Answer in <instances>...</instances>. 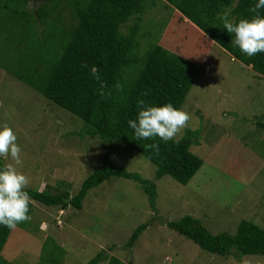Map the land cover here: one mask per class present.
Masks as SVG:
<instances>
[{
  "label": "rangeland",
  "instance_id": "rangeland-1",
  "mask_svg": "<svg viewBox=\"0 0 264 264\" xmlns=\"http://www.w3.org/2000/svg\"><path fill=\"white\" fill-rule=\"evenodd\" d=\"M30 3L31 8L41 4L40 0ZM146 9L143 40L156 38L179 53L200 49L185 38L184 23L163 0L146 4ZM4 37L1 32L0 40H5L0 43L1 62H6L7 48L13 47ZM208 48L204 44L206 55L199 60L197 76L181 107L190 120L175 138L185 137L188 131L192 134L190 151L203 161L193 179L187 185L169 176L155 181V166L115 142L108 149L112 162L155 182L157 213L151 211L137 183L113 177L91 189L80 210L32 202L31 219L12 231L3 249L7 262L87 264L102 253L124 264H264V256L209 254L165 225L192 216L213 235H233L243 220L264 229V130L255 125L264 116V78L217 44ZM0 125L12 127L17 134L23 160L17 168L28 177L27 189L43 191L52 183L54 191H65L68 184L73 196L107 152L105 142L82 132V120L1 67ZM147 222L134 246L126 248L133 231Z\"/></svg>",
  "mask_w": 264,
  "mask_h": 264
},
{
  "label": "trees",
  "instance_id": "trees-1",
  "mask_svg": "<svg viewBox=\"0 0 264 264\" xmlns=\"http://www.w3.org/2000/svg\"><path fill=\"white\" fill-rule=\"evenodd\" d=\"M31 1L0 0V33H6L7 43L13 44L7 48L6 62L0 61V67L82 120V132L105 142L107 152L73 196L69 195L68 184L65 191H54L52 183L43 191L25 188L31 197L29 215L32 202L59 210H80L88 192L112 177L137 183L156 214L155 182L115 165L108 149L118 142L145 158L155 166V181L169 176L180 185H187L193 179L203 161L190 151L191 132L167 143L159 137L136 140L127 121L136 118L140 99L149 105L172 103L181 108L197 76L199 60L206 55L207 49L202 53L204 44L209 48L217 44L264 78V53L243 55L222 25L224 16L233 21L254 16L250 7L256 0H163L174 9L177 20L184 23L188 34L185 38L192 45L201 46L185 53L163 47L156 38L143 40L146 4L154 5L155 0H40L36 8H31ZM260 14L264 15V9ZM255 125L264 130V116ZM153 143L159 144L158 152L148 147ZM4 166L0 159V167ZM149 224L139 225L125 247L131 249ZM165 225L212 255L264 256V229L246 220L239 223L233 235H213L192 216ZM12 231L0 226V264H10L2 252ZM101 261L124 264L115 256L102 253L87 264Z\"/></svg>",
  "mask_w": 264,
  "mask_h": 264
},
{
  "label": "clouds",
  "instance_id": "clouds-1",
  "mask_svg": "<svg viewBox=\"0 0 264 264\" xmlns=\"http://www.w3.org/2000/svg\"><path fill=\"white\" fill-rule=\"evenodd\" d=\"M261 9H264V0H256L250 7V11L255 13L251 18H241L238 21H233L228 16L222 18L223 29L232 34V44L248 57L264 53V15L260 14ZM92 71L95 75V69ZM137 104L136 118L127 121L136 140H154L159 137L165 143L175 141L177 134L190 120L186 111L172 103L149 105L140 99ZM17 140L12 127L0 125V159L12 161L0 167V226L9 230H14L18 224L31 219V197L25 190L29 180L17 168L23 163L22 148ZM148 147L159 151V144L153 143Z\"/></svg>",
  "mask_w": 264,
  "mask_h": 264
}]
</instances>
